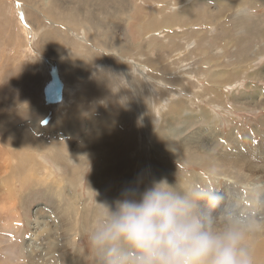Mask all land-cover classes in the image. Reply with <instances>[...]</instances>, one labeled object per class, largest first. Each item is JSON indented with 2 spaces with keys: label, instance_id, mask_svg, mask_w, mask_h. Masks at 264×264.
Masks as SVG:
<instances>
[{
  "label": "rangeland",
  "instance_id": "1",
  "mask_svg": "<svg viewBox=\"0 0 264 264\" xmlns=\"http://www.w3.org/2000/svg\"><path fill=\"white\" fill-rule=\"evenodd\" d=\"M22 1L0 0V163L18 158L19 136L29 131L25 145H33L29 152L54 178L27 185L16 207L3 204L10 180L14 191L21 187L15 173L0 180V264H28L23 244L35 216L46 214L42 205L59 214L51 183L61 176L77 182L62 186L80 194L82 204L77 213L65 212L73 215L66 221L58 215V229L49 225L51 251L62 264H96L88 226L99 203L114 207L126 189L153 181L246 193L242 204L255 214L247 190L233 188L225 175L239 180L243 156L248 164L264 163V0ZM70 8L76 23L66 29L60 14L72 15ZM154 18L138 36V25ZM49 59H58L60 77L48 70ZM64 75L80 81L77 97L68 99L72 107L59 106ZM236 130L241 136L230 142ZM254 237V249L264 251V235Z\"/></svg>",
  "mask_w": 264,
  "mask_h": 264
},
{
  "label": "clouds",
  "instance_id": "2",
  "mask_svg": "<svg viewBox=\"0 0 264 264\" xmlns=\"http://www.w3.org/2000/svg\"><path fill=\"white\" fill-rule=\"evenodd\" d=\"M99 204L88 233L96 264H256L264 218L207 185L161 179Z\"/></svg>",
  "mask_w": 264,
  "mask_h": 264
},
{
  "label": "bare ground",
  "instance_id": "3",
  "mask_svg": "<svg viewBox=\"0 0 264 264\" xmlns=\"http://www.w3.org/2000/svg\"><path fill=\"white\" fill-rule=\"evenodd\" d=\"M22 1V0H21ZM25 1V0H23ZM22 1V2H23ZM32 1V0H31ZM30 1V2H31ZM47 2H50L48 0H46ZM156 1V0H155ZM29 2V0H28ZM225 2V1H224ZM223 2V4H224ZM228 1H226L227 3ZM230 2V1H229ZM237 2V1H236ZM241 2V1H239ZM238 2V4H240ZM94 4V3H93ZM122 4V3H120ZM233 4V3H232ZM66 5V4H65ZM57 6V5H56ZM62 6H64L62 4ZM138 6V5H137ZM230 6V5H229ZM156 7V6H155ZM57 8V7H56ZM227 8V7H226ZM63 9H69L68 7H63ZM71 9V8H70ZM223 9L224 6H223ZM230 9V8H229ZM121 10H124L123 8H121ZM71 14L66 13L64 16L62 14H60L62 16V20L65 22L66 24V29H72L70 27L69 24H74L76 23V21H72L71 19L74 18V14L75 12L73 11V9H71ZM134 14H132L133 16ZM238 15V14H237ZM15 18V17H14ZM153 18V17H152ZM234 18V17H233ZM239 18V17H238ZM139 20V19H138ZM140 21V20H139ZM157 18H154L149 20V21H145L144 24L140 23L138 25V32L137 35L138 36H143L145 34L148 33V31H150L151 28H153V26L155 25L154 23H156ZM102 22V21H101ZM104 22V21H103ZM154 22V23H153ZM154 24V25H153ZM98 25H101L100 23H98ZM145 26V27H144ZM76 28V27H75ZM73 28V29H75ZM79 30V28H78ZM81 31V30H80ZM22 32V31H21ZM83 32V31H82ZM40 33V32H39ZM84 33V32H83ZM86 33V32H85ZM173 35V34H172ZM47 38V41H51L49 40L50 38V34L48 32L44 33V37ZM147 39V38H146ZM45 40V39H44ZM37 41V40H36ZM46 41L43 42L42 39V43H45ZM48 45L50 44V42H47ZM44 46V45H43ZM93 51V50H92ZM90 53V52H89ZM92 56V55H91ZM141 56V55H140ZM34 57V55H33ZM124 57V56H122ZM52 58V57H51ZM126 57H124L125 59ZM33 59V58H32ZM42 59V58H41ZM50 60V59H49ZM58 59H54V60H50L46 64L49 65L48 66V70L51 71L52 73H54V76H59V65H58ZM126 60V59H125ZM37 61V60H36ZM45 61V60H44ZM42 62V61H41ZM100 63V62H99ZM40 64V63H39ZM73 69L75 71V73L77 75H79L78 71L76 70L75 66H69V69ZM143 68V67H142ZM43 69V68H42ZM145 69V68H144ZM143 69V70H144ZM136 71V70H135ZM60 77V76H59ZM124 77H127V75ZM56 79V78H55ZM64 82L62 83L61 81V85H60V95L62 96L61 99H63V102H59V106L62 107L63 104H70L71 106V102L68 99H71L72 97L70 96L71 94H74L77 97V91L79 88L78 81H74L71 82L68 80V78L64 75L63 76ZM128 79V78H127ZM198 79V78H197ZM79 80V79H78ZM84 80V79H83ZM149 81V80H148ZM55 83V82H53ZM58 83V82H57ZM153 83V82H152ZM149 84V83H148ZM150 88V87H149ZM157 88V87H156ZM53 93V92H52ZM55 93V92H54ZM58 93V92H57ZM59 94V93H58ZM57 94V95H58ZM80 94V93H79ZM29 103H27L26 108L30 109L31 106H29L31 104V100L28 101ZM57 102V103H58ZM38 106L41 108H38L40 111H42V113H46L48 114V108H45L41 105L38 104ZM36 108V107H35ZM75 108V107H73ZM29 114V113H28ZM45 116V115H44ZM7 118V117H6ZM43 118V116H42ZM30 119V118H29ZM38 127L41 128L42 131H45L46 128L41 127L40 124L38 123ZM46 127V126H45ZM37 128V127H36ZM49 128V127H48ZM10 135V134H9ZM18 135V134H16ZM31 134L29 133V131H25L23 132L20 136H19V142L20 144H18V150L17 155L18 158L12 162V164L6 166L5 164H3V162L0 163V173H1V177L0 180L2 181V183H7L8 179L10 178V172H14L17 177V181L21 184V187L19 188V192H17L16 190L14 191L13 188H11V184L9 185V181L8 184H6L5 189H6V195L7 198L4 201V205H8L11 203L13 205V207H16L15 202L17 201L16 198L18 196L19 198V193L20 191H22V199H25V195L28 193L26 192L28 188L25 189V187L27 185H31V186H36L39 185L41 183H44V181H47L46 179H51L54 178V171L52 170L51 167L44 165L42 162H40V160L38 159V156L36 155V153H31L29 152V149L33 146V145H25V141H28L27 139H30ZM231 136V135H230ZM229 136V137H230ZM241 135L239 134V132L236 130L235 132H233V135L230 137V142H233L234 139H239ZM249 136V135H248ZM250 137H254L251 136ZM18 139V137L16 138ZM217 139V138H216ZM254 139V138H253ZM34 140V139H33ZM18 142V143H19ZM56 147L57 149L63 150L62 148L58 147V146H53ZM22 148V149H21ZM38 148V147H37ZM51 149V147H50ZM56 149V151H57ZM240 151V150H239ZM63 152V151H61ZM258 153V152H257ZM43 155V154H42ZM228 159H234L235 158V154L234 153H229L227 154ZM246 155V154H245ZM260 156H264V152L261 151ZM35 158V163H32L33 165L29 164V159L31 158ZM41 158V157H40ZM213 158V157H212ZM14 159V158H13ZM240 159V164L238 165L240 169L244 168L245 171H242L241 173L238 174V179L236 180L234 179V177L230 174V175H225L226 177V182L230 183L229 185H231L233 188H235L236 186H242L243 188H245L248 193V199L249 202H252V204H254L256 206V208L258 209L255 212V215L258 218H264V212L262 213V208L264 206V194L263 190H264V163H259L257 161H254V163H249L246 161V157H241ZM33 161V162H34ZM15 162V163H14ZM46 162V161H45ZM31 163V162H30ZM4 166H3V165ZM111 165V164H110ZM229 166V165H228ZM237 170V169H236ZM53 171V172H52ZM248 171V172H246ZM78 173V172H77ZM12 174V173H11ZM97 174V173H96ZM222 175V174H221ZM79 176V175H78ZM13 177V176H12ZM127 177V176H126ZM247 178H252L253 180L250 182H245L244 180H246ZM16 179V178H15ZM73 177H66V176H61L59 179L54 180L51 184L53 186V189L55 191H58V197H59V201L57 204V209L59 210V214L58 212H56V209L52 210L49 207H47L46 205H42L41 208L46 210V214L44 216H35V221L31 223V227L33 228V234L30 238V240L28 242H25L23 244L22 250H23V255L27 256L28 258V264H62V260L58 259L56 257V254L52 253L53 251H51V241L49 240V234H48V228L49 225H51V227L53 226L54 228L58 229V224L59 221L61 219H64L65 221L68 220V218L72 217L73 215H66L65 212H75L77 213L78 211H80L79 209V203L81 204L79 198H80V194H78L75 198V196L73 194L67 193L63 188V184L64 183H68V184H77V182L72 180ZM126 178H124V182H128V180L125 181ZM17 182V183H18ZM46 183V182H45ZM48 183V182H47ZM63 183V184H62ZM16 184V183H15ZM2 185V184H1ZM48 185V184H47ZM46 188L50 191L51 190V185L47 186ZM4 187V186H3ZM2 187V189H3ZM16 187V186H15ZM72 187V186H71ZM26 190V191H25ZM30 190V189H29ZM1 191V190H0ZM31 191V190H30ZM224 192V193H223ZM222 195H224L226 198H238L241 203L244 201V198L246 197V193L245 196L242 193L237 192L236 190H233L231 192L229 191H223ZM4 193V192H3ZM53 193V191H52ZM2 194V193H1ZM4 195V194H3ZM76 195V194H75ZM92 195V194H90ZM2 196V195H1ZM0 196V197H1ZM5 196V195H4ZM6 198V197H5ZM111 198V196H110ZM3 199V198H2ZM0 199V201L2 200ZM105 199V198H104ZM102 199V201L104 200ZM109 199V198H108ZM107 199V200H108ZM8 200V201H7ZM111 200V199H110ZM101 201V202H102ZM1 203V202H0ZM103 204V203H102ZM82 205V204H81ZM95 205V204H93ZM100 205V204H99ZM253 206V205H252ZM89 209L90 207L87 206ZM98 207V206H97ZM264 209V208H263ZM45 210H42L41 213H44ZM91 211V210H89ZM54 212V213H53ZM57 213V214H56ZM58 215H59V221H58ZM78 215V214H77ZM69 218V219H70ZM57 219V223L55 224V222H53L54 220ZM73 219V218H72ZM74 220V219H73ZM78 219H75V221L77 222ZM75 222V223H76ZM76 226V224H75ZM91 226V224H90ZM88 226V227H90ZM87 227V228H88ZM50 230V229H49ZM88 230V229H87ZM51 234V233H50ZM55 235V234H54ZM256 236H262L264 235V232H259L257 234H255ZM255 238V237H254ZM257 238V237H256ZM74 239V236H73ZM76 239V238H75ZM54 241V240H53ZM73 242V241H72ZM75 242V240H74ZM54 243V242H53ZM75 244V243H74ZM255 256H256V264H263L264 262V251L261 248H255Z\"/></svg>",
  "mask_w": 264,
  "mask_h": 264
}]
</instances>
